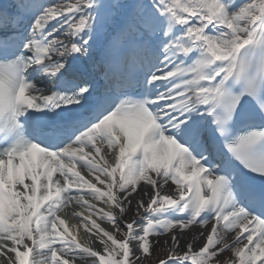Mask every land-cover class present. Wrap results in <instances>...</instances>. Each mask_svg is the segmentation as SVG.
Segmentation results:
<instances>
[{"label":"snow or ice","instance_id":"1","mask_svg":"<svg viewBox=\"0 0 264 264\" xmlns=\"http://www.w3.org/2000/svg\"><path fill=\"white\" fill-rule=\"evenodd\" d=\"M0 264H264V0L0 2Z\"/></svg>","mask_w":264,"mask_h":264},{"label":"bare ground","instance_id":"2","mask_svg":"<svg viewBox=\"0 0 264 264\" xmlns=\"http://www.w3.org/2000/svg\"><path fill=\"white\" fill-rule=\"evenodd\" d=\"M79 207H77L76 209H78ZM78 212H79V209H78ZM71 225H77L78 226V239H84L85 241L88 242L87 240V236L85 235V233L83 232V230L81 229V227H79V223L77 221H70L69 222ZM103 224L102 227H105V228H108L109 225L107 223H101ZM106 225V226H105ZM81 240V241H82ZM83 242V241H82ZM95 247H98V245H94ZM195 250V249H194Z\"/></svg>","mask_w":264,"mask_h":264}]
</instances>
